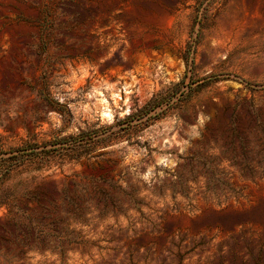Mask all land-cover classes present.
Here are the masks:
<instances>
[{"label": "rangeland", "instance_id": "374dc122", "mask_svg": "<svg viewBox=\"0 0 264 264\" xmlns=\"http://www.w3.org/2000/svg\"><path fill=\"white\" fill-rule=\"evenodd\" d=\"M0 264H264V0H0Z\"/></svg>", "mask_w": 264, "mask_h": 264}, {"label": "trees", "instance_id": "16d2710c", "mask_svg": "<svg viewBox=\"0 0 264 264\" xmlns=\"http://www.w3.org/2000/svg\"><path fill=\"white\" fill-rule=\"evenodd\" d=\"M163 102V99H159V96H154L139 112H143L144 114L146 112H150L154 109H156L158 106H160ZM137 115V114H136ZM135 117V115H129L126 119H131Z\"/></svg>", "mask_w": 264, "mask_h": 264}]
</instances>
